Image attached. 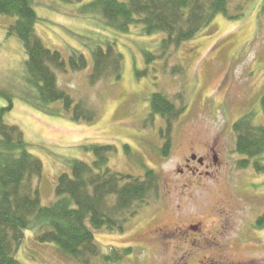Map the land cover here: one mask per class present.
I'll use <instances>...</instances> for the list:
<instances>
[{
	"label": "rangeland",
	"instance_id": "obj_1",
	"mask_svg": "<svg viewBox=\"0 0 264 264\" xmlns=\"http://www.w3.org/2000/svg\"><path fill=\"white\" fill-rule=\"evenodd\" d=\"M91 1L33 3L36 34L66 62L64 70L53 68L57 86L90 120L74 121L73 112L58 116L35 106L39 99L24 74V48L7 33L14 18L0 15V107L11 103L5 122L19 128L27 151L42 163L35 182L41 204L55 202L57 178L70 172L69 161H93L85 147L110 146L112 171L144 179L151 169L160 187L156 200L140 206L122 230H92L102 252L118 251L120 260L109 264H264V226L255 225L264 216V171H257L254 161L238 166L246 157L235 151L233 131L245 115L264 127V0H230L226 14L164 52L159 49L164 33L146 36L140 25L128 32L105 27L101 16L83 12ZM107 45L121 54V69L92 81L91 49ZM72 50L86 57V68L69 67ZM144 51L155 58L146 61ZM154 93L177 108L186 106L172 124L166 156L159 153L167 140L159 135L165 120L150 115ZM208 148L217 152L220 165L184 188L186 173L179 169L190 149L204 156ZM257 161L263 167L264 154ZM15 256L20 264H78L39 244L32 230L25 231ZM96 258L92 262L102 264Z\"/></svg>",
	"mask_w": 264,
	"mask_h": 264
},
{
	"label": "trees",
	"instance_id": "obj_2",
	"mask_svg": "<svg viewBox=\"0 0 264 264\" xmlns=\"http://www.w3.org/2000/svg\"><path fill=\"white\" fill-rule=\"evenodd\" d=\"M229 2L93 0L83 7V12L101 16L105 27L118 32H128L133 25H140L143 35L164 33L159 43V49L164 52L193 39L216 15L226 14ZM33 3L34 0H0V15L14 18L7 33L16 35L24 48V74L39 99L34 104L49 114L64 116L62 112H73L72 120L78 121L80 117L87 120L89 117L80 110V104H73L72 98L57 86L53 68L64 70L66 62L60 52L48 49L36 34L39 17ZM91 53L92 81L108 72L116 71L118 75L122 56L114 52L113 46L107 45L105 49L95 46ZM143 53L146 61L155 58L154 54ZM67 63L71 69L81 70L87 67L88 60L72 50ZM149 100L153 112L150 115H160L165 120L159 135L167 140L159 153L166 156L172 124L186 106L177 108L160 93L152 94ZM58 102L59 108L48 107ZM10 107L11 103L0 107V264H20L15 255L27 230L33 231L39 244L54 247L78 264H94L92 259L96 257L102 264L118 262V251L102 252L92 230H122L140 206L155 201L160 187L155 171L146 170L144 179L116 173L108 167L110 146H87L85 149L94 154L93 161L90 164L77 159L69 161L70 172H63L57 178L55 202L44 206L35 186L42 175V163L27 151L28 144L19 128L5 122ZM261 107L264 112V95ZM233 131L235 151L246 157L238 166L248 167L254 161L256 170L264 171L257 161L264 154V127L253 125L251 116L245 115L233 124ZM256 225L264 226V216L257 219Z\"/></svg>",
	"mask_w": 264,
	"mask_h": 264
},
{
	"label": "flooded vegetation",
	"instance_id": "obj_3",
	"mask_svg": "<svg viewBox=\"0 0 264 264\" xmlns=\"http://www.w3.org/2000/svg\"><path fill=\"white\" fill-rule=\"evenodd\" d=\"M219 158L217 152L213 148H208V151L204 153V156H198L192 149L185 158V162L182 165V169H179L180 174H185L187 177L184 188L192 187L193 181L199 176L200 180L204 174H208L215 167L219 166ZM187 182H189L187 185ZM200 185V183H199Z\"/></svg>",
	"mask_w": 264,
	"mask_h": 264
}]
</instances>
